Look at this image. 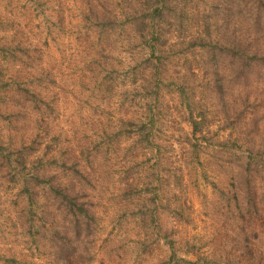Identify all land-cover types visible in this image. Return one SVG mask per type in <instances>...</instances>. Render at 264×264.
<instances>
[{
  "label": "rangeland",
  "instance_id": "374dc122",
  "mask_svg": "<svg viewBox=\"0 0 264 264\" xmlns=\"http://www.w3.org/2000/svg\"><path fill=\"white\" fill-rule=\"evenodd\" d=\"M138 2L0 0V264H264V70L221 96V0L152 55Z\"/></svg>",
  "mask_w": 264,
  "mask_h": 264
},
{
  "label": "trees",
  "instance_id": "16d2710c",
  "mask_svg": "<svg viewBox=\"0 0 264 264\" xmlns=\"http://www.w3.org/2000/svg\"><path fill=\"white\" fill-rule=\"evenodd\" d=\"M171 4L172 0H139L137 10L140 15L134 16L129 21L137 38L150 42V55L157 50V46L163 44L165 41L163 38H166L171 31L170 22L166 20L167 13L172 10ZM107 21L108 26H111L113 21ZM163 22L167 24L166 29L160 27ZM198 44L209 53L221 56V74L216 70L213 71V82L217 90L221 92V96L227 76L225 70H235L234 75L237 77L244 76L246 71L249 72V69L254 67L258 68L256 69L258 73L259 69L264 70V0H221V43L217 41L207 43L198 38L190 42L191 46ZM190 124L193 134L200 133L199 121L190 118ZM249 153L250 150L247 155L249 157L243 166L245 184L251 177L249 160H252V156ZM254 164L257 165L258 161ZM260 176L264 177V174ZM52 188L65 201L64 205L68 206V210L72 213H85L86 209L83 208L82 203H77L74 196L70 195L64 187L59 185ZM182 260L187 264H194ZM173 264L178 263L175 260Z\"/></svg>",
  "mask_w": 264,
  "mask_h": 264
}]
</instances>
